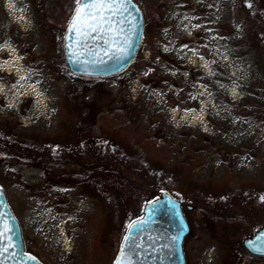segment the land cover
I'll return each instance as SVG.
<instances>
[{"label": "rangeland", "instance_id": "obj_1", "mask_svg": "<svg viewBox=\"0 0 264 264\" xmlns=\"http://www.w3.org/2000/svg\"><path fill=\"white\" fill-rule=\"evenodd\" d=\"M134 1L144 16L135 59L87 80L63 57L75 0H0V188L24 251L41 264L113 263L143 205L123 189L116 211L108 185L69 177L102 158L123 162L134 140L174 187L127 163L125 177L150 191L148 201L168 192L181 202L186 264H264L242 246L264 225V57L250 50L261 39L246 21L249 2ZM90 107L100 111L92 131ZM30 133L41 143L28 146ZM233 181L250 184L249 194L233 195ZM237 214L244 224L221 228L219 217Z\"/></svg>", "mask_w": 264, "mask_h": 264}, {"label": "snow or ice", "instance_id": "obj_2", "mask_svg": "<svg viewBox=\"0 0 264 264\" xmlns=\"http://www.w3.org/2000/svg\"><path fill=\"white\" fill-rule=\"evenodd\" d=\"M75 5L67 36V39L71 41L67 44V49L69 60L73 65L95 67L106 65L107 61L119 64L132 55L135 43L140 39L139 23L132 15L134 8L132 0H75ZM86 56L93 57V59H82ZM24 78L21 77V79ZM235 94V89H233V95ZM2 203L0 201V204ZM150 203L152 204V213H149V220L140 217L129 223L127 227L130 231L135 230L136 233L144 231V226L150 222L151 215L158 210L159 198ZM167 203L171 204L172 202ZM165 206L160 205L161 208ZM13 231L7 213L0 211V264H3L4 259H12L17 256L15 251L9 254V249L18 247V244L14 243L9 235ZM177 239L178 237H173V243ZM124 241L116 264H132L131 257L132 255L139 256L138 250L148 251L143 244L136 243L133 236L126 235ZM256 241H264V237L257 236ZM256 241H250L249 247H252L256 252H264V244L258 245ZM163 247L169 246L164 245ZM152 251L154 252L155 249L153 248ZM24 257L26 261L36 259L28 254H24ZM144 259L147 260L148 256H145Z\"/></svg>", "mask_w": 264, "mask_h": 264}, {"label": "water", "instance_id": "obj_3", "mask_svg": "<svg viewBox=\"0 0 264 264\" xmlns=\"http://www.w3.org/2000/svg\"><path fill=\"white\" fill-rule=\"evenodd\" d=\"M132 4L134 6L132 15L139 23L138 32L140 35V39L136 41L132 55L129 56L126 60L121 61L119 64L114 61H107L106 65H99L95 67L92 65H87L85 67L75 66L70 62L67 44L71 43V41L67 39V36L69 22L73 15L72 13L66 25L63 37L64 62L70 72L82 76L105 77L122 72L133 62L143 35L144 16L141 8L135 3L134 0H132ZM135 9H138V11H135ZM82 59H93V57L86 56L82 57ZM157 198H159L160 201V204L157 205L158 210L151 215L150 222L144 226V231L142 233H136L135 230L130 231L128 227L126 228V231L119 245L116 258L114 259L112 264H116L117 258L121 253L122 245L125 243L124 237L126 235L133 236L136 240V243L143 244L145 248L148 249V251L138 250L139 256L132 255V264H186L183 252V241L185 236L189 233V225L183 214L182 204L179 200L173 198L168 192H162ZM0 201L3 202L2 204H0V211L7 213L8 219L14 229V231L12 233H9V235L12 237L13 242L18 244V247H16L15 249H9V254L15 251L17 253V256L12 259H4L3 264H41L37 259H35L34 261L25 260L24 254L26 253L24 251V244L20 226L16 218L14 217L10 207L8 206L5 193L1 188ZM151 201H148L143 205L141 215L133 221L138 220L140 217H144L145 220H149V213H152V204L150 203ZM167 202L172 203L168 204ZM161 204L166 206L161 208ZM187 208L190 209L189 206ZM257 236L264 237V225L255 230L252 235L243 238L242 246L248 253L255 256L264 257V252H256L252 247H249V242L256 241ZM173 237H178L175 243H173ZM256 243L260 245L264 244V241H256ZM164 245H168L169 247H163ZM153 248L155 249L154 252L152 251ZM9 254L5 255L8 256ZM145 256H148L147 260L144 259Z\"/></svg>", "mask_w": 264, "mask_h": 264}, {"label": "trees", "instance_id": "obj_4", "mask_svg": "<svg viewBox=\"0 0 264 264\" xmlns=\"http://www.w3.org/2000/svg\"><path fill=\"white\" fill-rule=\"evenodd\" d=\"M239 2V7L242 5V0H238ZM249 2V10H247L246 15V21L249 20L248 22L252 23L251 29L257 33V36L261 39V42L259 43H254L250 45V50L252 51L254 57L256 58L257 62L262 61V58L264 57V13L262 10V6L259 1L257 0H243V3L246 5V3ZM261 6V7H260ZM241 9V8H240ZM74 7L71 9V12H73ZM111 77V76H110ZM87 80H96V79H103L104 77H84ZM107 78V77H105ZM100 115V111L98 109H94L93 107H90L89 109L86 110V113L84 114V119L88 122L87 123V128L92 131V129L95 128V124L97 123L98 117ZM30 133L28 139L26 140L28 146L32 145H38L41 143V139L38 138L35 135H31ZM100 133H94L93 136H100ZM157 139L156 137H153L152 140ZM131 144L128 146L127 150V156L124 158L125 160L123 162H120L121 159H116L115 157L113 158H106L103 159L104 161L102 163H96L99 164V166L92 167L91 171L92 173H89L87 170L82 171V170H74L72 175L69 177L71 179V182L74 181V183H91L93 186L98 185L99 181H102L106 185L110 187L111 190V199L112 203H114V209L117 211V207L119 204V201L123 200V196L121 194V191L124 189H127V193L133 197V200L138 202V205H143L146 201L149 200V194L150 191L146 190L145 187L141 186L138 184L135 180L133 181L130 177H125V171L126 168L124 167V164L126 165L129 164L130 167L136 168L139 171L142 170H147L150 172H153V176H156L159 178V182L156 183V187L163 186L167 189H171L174 187V185L168 181H163V179L166 177L160 170L159 166L156 168H152L153 166L151 165V162H148L147 156H145L141 151L137 149V142L134 140H131ZM13 142L16 144H19V141L14 137ZM24 142V141H22ZM26 144V143H25ZM24 146V145H22ZM116 156V155H114ZM37 159L36 164L38 165L39 163H42L44 159L41 155H36L35 157ZM101 161V160H100ZM102 164V166L100 165ZM40 165V164H39ZM86 165V164H85ZM230 168V167H229ZM175 171H181L180 169L178 170V166L175 167ZM93 174V175H92ZM129 175V174H127ZM87 178H89L87 180ZM232 185V189L234 190L233 195H248L249 194V189L251 187L250 184H238L236 181L230 182V186ZM228 186V188H230ZM124 192V191H123ZM120 195V196H119ZM120 197V198H118ZM131 197V198H132ZM229 197V196H227ZM129 200V199H128ZM115 212V211H114ZM213 216V215H212ZM213 218L216 219V216L214 215ZM222 222H221V228L228 231L230 227H233L237 224H244L245 218L241 215H232V216H226L222 215L219 217ZM219 219V220H220ZM225 235H228L226 232ZM231 236V235H230ZM234 242V241H230ZM247 257L249 258H261L257 256H253L249 253H246Z\"/></svg>", "mask_w": 264, "mask_h": 264}, {"label": "bare ground", "instance_id": "obj_5", "mask_svg": "<svg viewBox=\"0 0 264 264\" xmlns=\"http://www.w3.org/2000/svg\"><path fill=\"white\" fill-rule=\"evenodd\" d=\"M61 221L62 222H69V220H68V218L66 216H62L61 217ZM53 241L56 243V239L54 240V238H53Z\"/></svg>", "mask_w": 264, "mask_h": 264}]
</instances>
